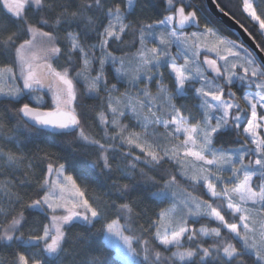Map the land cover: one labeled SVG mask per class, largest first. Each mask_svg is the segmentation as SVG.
<instances>
[{
    "label": "snow or ice",
    "instance_id": "1",
    "mask_svg": "<svg viewBox=\"0 0 264 264\" xmlns=\"http://www.w3.org/2000/svg\"><path fill=\"white\" fill-rule=\"evenodd\" d=\"M243 12L254 45L204 0H0V264H264Z\"/></svg>",
    "mask_w": 264,
    "mask_h": 264
},
{
    "label": "water",
    "instance_id": "2",
    "mask_svg": "<svg viewBox=\"0 0 264 264\" xmlns=\"http://www.w3.org/2000/svg\"><path fill=\"white\" fill-rule=\"evenodd\" d=\"M205 2L208 7V10L211 13L214 12L217 18L220 20V22L224 24L230 31L236 32V36L242 37L246 43V46L254 45L255 41H253L251 37H249L248 34L244 32L243 28L239 27V25L242 23H240L237 19H235L232 15H230L226 11H225L227 13L226 16L219 13V10L214 7V4L217 3L216 0H205ZM244 28L246 27L244 26ZM261 55H264V53H261Z\"/></svg>",
    "mask_w": 264,
    "mask_h": 264
},
{
    "label": "trees",
    "instance_id": "3",
    "mask_svg": "<svg viewBox=\"0 0 264 264\" xmlns=\"http://www.w3.org/2000/svg\"><path fill=\"white\" fill-rule=\"evenodd\" d=\"M217 3L220 2V0H216ZM204 4H205V8L208 12H210L208 10V7L206 5V2L204 0ZM223 5L221 4V7ZM230 7L233 9V11L235 12V15H233L232 12H228L227 9H225L226 12H228L230 15H232L235 19H237L240 23H242L249 32H252L253 35H255L254 32V28H258V24L254 25L253 22L250 21V19H247V14L243 12V0H232V4L230 5ZM211 13V12H210ZM258 14H259V10H258ZM264 18V17H262ZM222 24V23H221ZM223 27L227 28L224 24H222ZM228 29V28H227ZM227 34V33H226ZM231 38L236 39V36H232ZM123 90V88L121 89ZM95 157H93L94 159ZM94 187V186H93ZM197 227H199V224L196 225ZM210 226H215V225H210ZM75 230V229H74ZM5 253H0V259H2L4 257Z\"/></svg>",
    "mask_w": 264,
    "mask_h": 264
},
{
    "label": "rangeland",
    "instance_id": "4",
    "mask_svg": "<svg viewBox=\"0 0 264 264\" xmlns=\"http://www.w3.org/2000/svg\"><path fill=\"white\" fill-rule=\"evenodd\" d=\"M239 42V41H238Z\"/></svg>",
    "mask_w": 264,
    "mask_h": 264
}]
</instances>
